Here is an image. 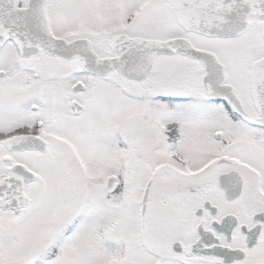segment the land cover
Wrapping results in <instances>:
<instances>
[{
  "label": "flooded vegetation",
  "instance_id": "flooded-vegetation-1",
  "mask_svg": "<svg viewBox=\"0 0 264 264\" xmlns=\"http://www.w3.org/2000/svg\"><path fill=\"white\" fill-rule=\"evenodd\" d=\"M32 1L16 3L25 9ZM37 1L56 38L88 40L102 61L121 59L129 39L177 44L175 52H159L152 72L138 79L88 71L82 56L22 57L13 41L0 49V249L19 253L23 264H52L69 242L73 249L93 234L107 252L109 231L121 234L133 222L158 264L177 257L264 264V0L209 2L231 16L223 36L188 29V0H124L117 30L98 40L90 29L92 0ZM54 19L72 22L73 31L56 35ZM115 38L122 39L113 44ZM189 44L220 65L207 68ZM137 53L147 60L148 50ZM188 111L197 119L174 118ZM96 126L111 132L116 157L98 183L75 184L67 166L82 167L85 177L90 168L73 138L87 141ZM38 165L51 168L54 184ZM126 206L136 213L125 221ZM94 207L110 211L112 220L95 233ZM177 213L183 222L191 216L190 241L158 249L156 239L175 234ZM198 242L212 254H190ZM105 256L102 264H109Z\"/></svg>",
  "mask_w": 264,
  "mask_h": 264
},
{
  "label": "rangeland",
  "instance_id": "rangeland-1",
  "mask_svg": "<svg viewBox=\"0 0 264 264\" xmlns=\"http://www.w3.org/2000/svg\"><path fill=\"white\" fill-rule=\"evenodd\" d=\"M126 4L124 0H92L91 9L88 10L89 19L91 20V34L94 39H101L102 37L109 35L113 31L117 30V27L122 21V11L121 7ZM72 13H75L76 16L80 17L82 14L77 13V10H73ZM69 16L70 13H66ZM54 18H57V14L54 15ZM75 19V17H73ZM71 21V20H70ZM70 25L73 26L72 22ZM72 26L62 25L58 19H54V32L56 35L61 36L66 32H72ZM12 53V49L7 47L2 56L8 58ZM198 112L197 108H194ZM3 111V110H2ZM114 114H121L119 110H113ZM176 117H182L185 120L197 119L196 112L188 111V114L182 115L181 113L175 115ZM211 119H218L216 117H211ZM93 133L87 141L79 140L78 138H73L72 145L76 147L86 158L87 164L89 165L90 170H88L89 176L84 175L82 167L78 166L75 163H71L72 166H67L68 172H70L71 177L74 179L73 183L84 184L91 183L94 184L100 181V174L109 172L111 167V157H116V144L115 140L113 141V136L111 132H104L102 126H96L93 128ZM206 157V154H205ZM207 158V157H206ZM108 163V164H107ZM39 166V170L44 176V180L48 184H54L55 180L52 178L53 173L51 168L48 166ZM101 184V183H99ZM103 184V183H102ZM188 200L189 198L184 196L181 198L178 196L176 200ZM189 202V201H187ZM189 214L193 208V203H188ZM109 211V210H108ZM121 213V212H120ZM136 213L135 208L125 207L123 211V216L131 215L132 217ZM111 214L110 211L105 213L103 208H93L92 211V222H93V233H95V228L100 227L105 220H109L111 223ZM173 227H176V231L173 234L171 239H156V247L159 249L164 247L167 251H170L173 243L177 241H190L186 240L189 236V229L194 225L189 217L188 221L183 222L181 220L180 214H175L174 219L171 222ZM177 225V226H176ZM111 227V226H110ZM114 229V228H112ZM111 229V230H112ZM118 228H115L117 230ZM111 230L109 231V248L107 252L102 251L96 244L95 235L91 236L88 239L76 240L71 248V242L68 243L69 249H66L64 255L53 262L52 264H102L103 257H106L109 260V264H158V261L155 257L148 254L147 244H143V241L139 239L136 229L134 228L133 222H125L123 228L120 229L121 234L112 235ZM190 237V236H189ZM78 241V242H77ZM167 254L166 252H164ZM164 254V255H165ZM176 257V256H175ZM21 255L19 253H6L3 248L0 249V264H23L21 261ZM174 261V262H173ZM168 264H215L212 261H203L200 259L188 260L185 258L177 257Z\"/></svg>",
  "mask_w": 264,
  "mask_h": 264
},
{
  "label": "water",
  "instance_id": "water-1",
  "mask_svg": "<svg viewBox=\"0 0 264 264\" xmlns=\"http://www.w3.org/2000/svg\"><path fill=\"white\" fill-rule=\"evenodd\" d=\"M212 0H188V26L189 30L209 35L223 36L228 34L230 15H225L220 10L208 6ZM119 39L115 38L114 43ZM129 39V38H128ZM8 41H13L22 57H31L40 53H45L53 57L76 58L82 56L83 67L91 72L101 73L104 70H118L130 79H138L139 75H149L155 65L159 52L171 51L177 42L145 41L143 39H129L125 45V51L121 59L113 61L100 60L99 56L92 48L88 40H80L70 43L65 39H58L54 36L50 20L45 6L35 0L27 8L20 9L16 0H0V49ZM190 54L194 58L202 61L209 68L212 64H219L217 58L208 56L195 50L191 44ZM138 48L148 50V58L142 61V56L137 53ZM143 62V63H142ZM206 82V81H205ZM28 148H38L37 145L26 141ZM176 249L183 248V244H176ZM204 247L201 242L189 247L190 254H212L203 252Z\"/></svg>",
  "mask_w": 264,
  "mask_h": 264
}]
</instances>
